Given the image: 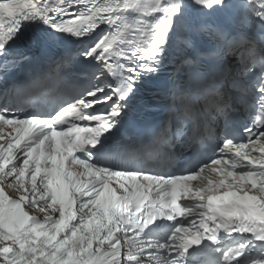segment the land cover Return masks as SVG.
I'll return each instance as SVG.
<instances>
[{"label": "snow or ice", "instance_id": "1", "mask_svg": "<svg viewBox=\"0 0 264 264\" xmlns=\"http://www.w3.org/2000/svg\"><path fill=\"white\" fill-rule=\"evenodd\" d=\"M37 21L94 43L54 57ZM221 231L264 242V0H0V264H200Z\"/></svg>", "mask_w": 264, "mask_h": 264}]
</instances>
